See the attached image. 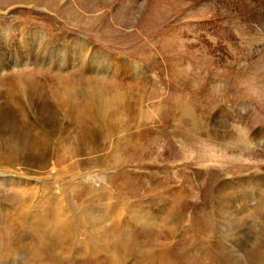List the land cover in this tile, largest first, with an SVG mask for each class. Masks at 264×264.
<instances>
[{
	"label": "rangeland",
	"instance_id": "obj_1",
	"mask_svg": "<svg viewBox=\"0 0 264 264\" xmlns=\"http://www.w3.org/2000/svg\"><path fill=\"white\" fill-rule=\"evenodd\" d=\"M105 1L106 6L103 8L102 0H0V40L8 33L7 39L10 40L7 43L8 47L13 49L12 54L17 52L21 56L15 62V68L7 70L8 72H1L0 75L8 76L27 72L39 76L38 70L39 73L52 75L57 73L56 68L60 70L61 74L77 75L75 73L79 64L77 59H74L75 62L70 61L71 51L80 53L79 56L83 60H89L90 51L96 50L98 54L113 56L111 61L121 58L124 59L123 62L127 59L133 64L135 61L140 64L143 69L139 71L143 73L135 74L129 83H123L122 87L125 91L129 90L130 93L132 92L131 86L136 91H139V87L142 88L140 93L143 99L136 91L130 94V98L134 101L139 100L140 103H136L141 109L142 107L145 110L152 109L155 101L160 102L165 96L170 98L174 93L183 94L182 91H184L188 95L190 108L195 109L204 120L205 130L213 131L217 135L222 134L225 140L238 137V132L233 130V126L237 127L238 131L241 128L250 133L253 131L251 134L258 133L256 136L258 142L248 148L250 154L222 150L213 142L205 140L206 133L204 131L203 141L194 137L187 145H184L178 137L175 139L172 133L166 135L150 133L146 137H139V142L131 146L128 152V162L125 165L116 167L114 171L106 170V172L100 169L78 175L75 179L79 186L78 194L80 193L82 199H71L68 203L66 201L69 208L73 209L79 205V208L87 207L95 209L97 212L104 208V205L112 204L113 198L106 201L102 195L114 196L113 194L117 193L123 181L120 178L127 175L131 182V189L128 191V195L131 197H128L131 199H129L131 202L128 203H131V206L128 210L135 213L141 208V211L145 213L144 219L150 216L159 217L156 224H159V220L165 219V211L171 208L182 211L183 224L181 225L187 227V231L190 224L189 220H186L187 216L190 218L193 215L195 219L197 218V222H201L203 221V216L199 215L201 211L205 213V220L221 221L226 219L227 225H230V231L227 233L228 240H223L226 242L225 246H230V238L238 237L237 222L238 218H242L239 205L241 203L238 202L240 194L236 197L235 195L228 197L229 200L219 201L221 196L217 193L218 199L212 195L208 196V199L205 198L204 201L203 195L201 196L198 191L204 180V175L205 179L207 178V172H217L219 180L225 179L232 183L248 179V184H251L257 177H264V112L258 111L261 105L264 111V89H260L264 82V68L259 70V73L256 72L258 65V67L264 66V25L255 18L254 14H250V8L252 12L258 9L256 12L258 14L264 7L258 0H256L257 2L255 0H136V3H134L135 0ZM246 2L249 8L246 6L241 8L240 5ZM90 3L93 7L99 6L98 10L90 12L86 7V4ZM56 24L59 28L55 27ZM106 30H110L107 35L117 37L116 35L119 34L121 36L112 42H106ZM133 32L139 33V39L129 36ZM137 44L141 45V51L146 53V56L149 52L150 54L153 52L152 57L149 56L147 61H143V57L142 60L133 54ZM50 53H60L61 56L56 55L50 59ZM247 53L249 54L246 55ZM174 58L177 64L180 63L179 69H183L181 67L184 66L187 70L183 75L176 74L170 79L168 61ZM32 59L36 60L33 65L31 61H27ZM61 61L64 62V65ZM48 64H52L48 68L49 70H41V65ZM165 65L167 66L165 67ZM255 72L258 73L255 74L258 84L255 86H259L258 88L248 85L251 82L254 83L255 79L251 78V75ZM157 73L159 74L157 75ZM186 79H189L190 83L194 85H200L199 91L192 85L185 87L183 80ZM223 90L225 92L221 96L219 93ZM235 114L237 116L233 117ZM140 129L142 128L140 127ZM166 154L172 159L165 160L164 155ZM105 163L107 164V162ZM50 166L54 165L50 164ZM54 171L52 170V172ZM199 173L201 178H197ZM7 174L8 171L6 174L2 172L0 176L10 178L15 184H20L18 178L11 172L9 175ZM152 176L156 178L155 184L150 182ZM184 178H188V183L191 184L187 185L182 182ZM72 182L74 181L71 180L69 183ZM47 183L53 189L63 185L64 181L51 178ZM156 184H161L172 192H160V188L158 185L155 186ZM14 188L7 185L4 191H0V210L4 209L3 223L0 218L1 247L6 243L7 231L11 234V230H14L15 241L21 237L16 231H21L20 229L9 230L7 228L15 223L16 218L15 215L6 212L7 210L12 213L14 204H18L17 198L10 194ZM86 189H89L87 196L85 193H81ZM263 189L264 187L260 191ZM175 191L177 194L173 195ZM91 192L97 193L91 196ZM120 193L123 195V192ZM160 193L164 194L162 199ZM263 195H258L257 204H261V201L264 203ZM175 197L187 200L188 208L178 207ZM157 199L163 200L164 203L155 204ZM145 204L155 205L149 208ZM234 204L235 206H233ZM213 206L215 207L213 208ZM78 207H76V212ZM255 211L251 225L256 230L255 232L259 231V243L264 246V231L261 229L264 226V210ZM128 217H126L129 226L128 232L119 235L115 232L114 238L110 236L109 240L112 241L113 246L120 245V248L127 247L131 251L138 250L137 256L143 250L147 253L159 250V243L163 242V237H156L157 240L154 237L147 238L146 232H142L139 228V225L147 222L143 219L139 224L137 223L138 225H134V223H130ZM5 220H8V224L5 223ZM116 222V216L107 218L97 225L98 233L96 232V234L105 236L104 230L114 226ZM162 223L164 221L160 226ZM75 226L79 236L83 238L84 226L80 223ZM132 228H136V230L133 231ZM153 230L151 229V231ZM158 231L161 232V228H158L156 233ZM217 233L215 231L206 235L211 238L207 241V246L213 245V241H219L216 237H219L220 234ZM31 248L33 249L34 246ZM27 252L29 250L22 247L21 251H17L16 256L18 259H23L27 256ZM146 252L143 255L145 260ZM190 256L197 260V257L192 253ZM227 256L226 252V256L223 258L224 264L230 263ZM105 258L109 259L106 256ZM136 258L135 256L134 259ZM133 261L129 259L128 264L137 263V261H135L136 263ZM215 261L214 264H221V260L216 259ZM153 264H164V262L160 260L159 263ZM230 264H238V262Z\"/></svg>",
	"mask_w": 264,
	"mask_h": 264
},
{
	"label": "bare ground",
	"instance_id": "obj_2",
	"mask_svg": "<svg viewBox=\"0 0 264 264\" xmlns=\"http://www.w3.org/2000/svg\"><path fill=\"white\" fill-rule=\"evenodd\" d=\"M258 1L264 7V0ZM136 2L135 0L134 3ZM101 5L104 8L106 1L102 0ZM245 6L249 8L247 2L240 5L241 8ZM86 7L90 12H93V10H98L99 6L93 7L90 3L86 4ZM251 10L250 8V14H254L255 18L264 25V9L258 14L256 13L258 9L253 12ZM102 15L104 14L102 13ZM108 28L111 30L110 26ZM110 30L105 31L106 42H112L121 36L119 34L116 35L117 37L107 35ZM138 35L139 33L133 32L129 36L139 39ZM8 36L7 33L0 40V73L15 68V62L21 57L17 52L12 54L13 49L7 45L10 41L7 39ZM79 54L71 51L70 61L75 62L74 59H77L80 67L79 69L77 66L75 73L77 75L61 74L58 68H56L57 73L52 75L39 73V70V76L27 72L8 76L0 75V100H2L0 101V173L6 174L8 171L7 175H9L11 172L20 183L15 184L12 179L0 176V191H4L7 185L15 187L10 191V194L17 198L18 204H14L12 213L7 210L6 212L15 215L16 218L15 223L7 225V228L22 231L16 230L21 236L17 241L13 234L14 230H11V234L7 231L6 243L2 247L0 244V264H128L129 259L134 260L133 262L137 261L136 264H153L159 263L160 260L164 264H214L217 259L221 260V264H224L223 258H225L226 252L230 263L237 261L238 264H264V246L259 243V231L255 232L256 230L251 225L254 220V211L264 210L262 201L261 204H257L258 195L264 194V189L260 191L264 187L263 176L257 177L251 184H248V179L236 183L228 182L229 180L225 179L219 180L217 172H207L206 179L204 175V180L198 191L201 196L203 195L204 201L205 198L208 199L207 197L212 195L218 199L217 193L221 196L219 201L229 200L228 197H234L233 195L236 197L240 194L238 202L241 203L239 205L242 218H238L237 222L238 237L230 238V246H225L226 242L223 240H228L227 233L230 231V225H227L226 219L221 221L205 220V213L201 211L199 214L203 216L201 222H197V218L195 219L193 215L190 218L187 216L186 220L190 222L187 231V227L181 225L183 224L182 211L171 208L165 211V219L159 220V224H156L159 217L150 216L144 219L145 213L141 211V208L135 213L128 210L131 206V203H128L131 202V197L128 195L131 182L127 175L120 178L123 181L117 193L113 194L114 196L102 195L106 201L109 198H113V200L112 204L104 205V208L97 211L99 214H96L95 209L79 208V205L76 206L78 207L77 212L76 207L69 208L66 201L68 203L71 199H82L80 193L78 194L79 186L75 179L78 175L100 169L101 171H114L116 167L125 165L128 162V152L131 146L139 142V137H146L150 133H164L165 135L172 133L175 139L178 137L184 145H187L194 137L203 141L204 131L207 142H213L220 149L233 153L246 152L250 154L248 148L258 142L256 140L258 133L251 134L253 131L250 133L241 128L238 131L235 126L232 128L238 132V137L236 139L231 137L230 140H225L222 134L217 135L213 131L205 130L204 120L195 109L190 108L188 95L184 91H182L183 94L174 93L170 98L165 96L166 98L164 97L160 102L155 101L152 109L145 110L143 107L141 109L136 103L139 100L134 101L130 98V94L136 91L133 86H131V93L122 87L123 83H129L132 76L143 73L140 72L143 69L140 64L135 63L136 61L133 64L127 59L123 62L124 59L121 58L111 61L113 56L98 54L96 50L90 51V61L83 60ZM133 54L139 56L140 59L143 57L144 60H142L147 61L149 56L152 57L153 52L151 54L149 52L146 56V53L141 51V45L137 44ZM56 55L61 56L60 53H50V59ZM27 61H31L33 65L36 60ZM61 62L64 65V62ZM51 66L52 64L41 65V70H49L48 68ZM58 66L60 68V64ZM258 66L256 72L259 73V70L264 66ZM179 67L180 63L177 64L175 58L168 61L170 79L176 74L183 75L187 70L184 66L181 67L183 69H179ZM256 72L251 75V78L255 80L254 83L248 84L250 87H259L255 86L258 85L255 75L258 73ZM183 85L185 87L192 85L198 91L200 88V85L190 83L189 79L183 80ZM141 89L139 87V91H136L138 95H141ZM260 89H264V82ZM224 92V90L220 91L219 94ZM140 97L143 99L142 95ZM262 107L261 105L258 111L264 112ZM236 116L235 114L233 117ZM164 156L165 160L171 158L168 154ZM50 164L54 166H50ZM52 170L55 171L52 172ZM199 177L201 178L200 173L197 174V178ZM51 178L63 180L64 183L58 188L53 186L52 189L47 183ZM155 179V176H152L150 182L155 184ZM187 179H182V182L187 185L191 184ZM71 180L74 182L69 183ZM157 185L160 192H172L161 184L155 186ZM88 192L89 189H86L81 193H85L87 196ZM120 192H123V195H120ZM96 193L91 192V196ZM160 194L162 199L164 194ZM174 194L177 192L175 191ZM175 198L178 207L188 208L187 200ZM161 203H164L163 200L157 199L155 204ZM155 204H145V206L151 208ZM3 210H0L2 223ZM111 216L117 217L114 226L104 230L105 236L96 234L97 225ZM127 216L130 218V223L132 222L134 225H138L143 219L147 222L139 225L141 231L146 232L147 238L154 237L157 240L156 237H163V242L159 243V250L154 251L155 254L143 250L137 256L138 250L131 251L127 247L120 248L119 241H117L119 246H113L112 241L109 240L110 236L115 235V232L117 235L125 234L129 230ZM162 221L164 223L160 226ZM5 223L8 224V220H5ZM77 223L84 226L83 238L77 232L75 226ZM149 226L154 230L151 231ZM158 228H161V232L156 233ZM261 229L264 231V226ZM132 230L135 231L136 228H132ZM215 231L218 232V235L220 234L219 237H216L219 241H213V245L207 246V241L211 238L206 235ZM32 246H34L33 249ZM22 247L27 248L29 252L23 259H18L17 251H21ZM231 248L236 250L233 251ZM145 252L146 260L143 258ZM191 253L197 257V260L191 258ZM101 254L111 255L102 256ZM135 256L136 259H134Z\"/></svg>",
	"mask_w": 264,
	"mask_h": 264
}]
</instances>
